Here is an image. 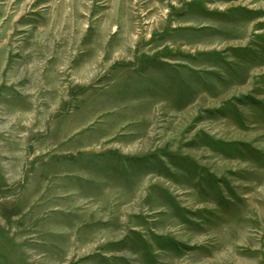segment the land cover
<instances>
[{
    "label": "rangeland",
    "instance_id": "obj_1",
    "mask_svg": "<svg viewBox=\"0 0 264 264\" xmlns=\"http://www.w3.org/2000/svg\"><path fill=\"white\" fill-rule=\"evenodd\" d=\"M0 264H264V0H0Z\"/></svg>",
    "mask_w": 264,
    "mask_h": 264
}]
</instances>
